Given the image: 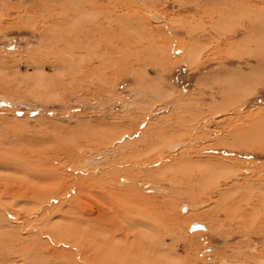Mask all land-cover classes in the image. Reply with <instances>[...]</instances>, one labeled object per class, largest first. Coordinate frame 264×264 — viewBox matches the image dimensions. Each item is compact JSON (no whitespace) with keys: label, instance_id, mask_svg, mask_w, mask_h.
<instances>
[{"label":"rangeland","instance_id":"obj_1","mask_svg":"<svg viewBox=\"0 0 264 264\" xmlns=\"http://www.w3.org/2000/svg\"><path fill=\"white\" fill-rule=\"evenodd\" d=\"M84 8L92 19L80 22ZM245 8L262 15L264 0H0V182L32 180L26 174L47 165L61 168L73 185L65 198L53 197L55 204L43 195L46 218L28 223L59 227L69 208L62 201L76 199L79 190L102 191L111 181L104 191L140 194L160 211L154 232L140 229L146 248L165 243L148 255L156 260L151 264H264V205L252 218V201L264 191H196L194 176L204 171L183 165L220 161L234 167L238 185L252 186L246 177L254 178L256 190L264 179V148L233 146L223 136L264 113V59L259 65L257 52L234 46L251 31L242 28ZM192 45L203 48L194 64L187 58ZM245 81L250 88L231 103L229 84ZM169 135L147 151L149 142ZM1 198L12 215L33 211ZM194 223L207 231L191 232ZM25 225L28 253L13 257L8 241L16 230L0 223V264L48 258L66 264L37 247L32 252L38 233ZM121 232L116 226L110 233ZM140 259L137 264L147 260Z\"/></svg>","mask_w":264,"mask_h":264},{"label":"bare ground","instance_id":"obj_2","mask_svg":"<svg viewBox=\"0 0 264 264\" xmlns=\"http://www.w3.org/2000/svg\"><path fill=\"white\" fill-rule=\"evenodd\" d=\"M246 10L247 11L242 9L243 12L247 13L249 11L250 13H247L249 14L248 20H246L247 22L244 23L242 28L245 29L247 25H250L251 31L250 33L246 34V36L243 37L241 42H239L238 44H235L234 46L235 47L241 46L245 50H252L254 52H257L258 55H255L257 57L256 60L258 64L261 65V61L264 59V11H261V14L263 13L262 15L255 16L254 14L255 12H253V9L247 8ZM79 12H80L79 16L77 14L76 15H77V20H80V22L83 21L82 19H85V21L87 19H92V15L89 13L88 10H86V8L82 9ZM64 13H65V9H64L63 14ZM229 13H231V11ZM85 23L86 22H84V24ZM74 24H76V22ZM128 43L130 44V42ZM252 44L258 45L257 49L251 48ZM202 54H203V48L192 45L190 48H188V51H187L188 61L191 64H194L200 59ZM263 63H264V60H263ZM258 74H261V73L258 72ZM229 75L233 77L232 72L229 73ZM241 84L242 83L240 82L237 83L236 85L229 84V89L227 93L229 94L231 103L234 101L235 97L237 96L236 94L243 92L245 89H248L251 86L250 84H247L246 81H245L244 86H242ZM232 105L230 106L232 107ZM250 117L252 118V116ZM253 117L255 118H253L254 120L252 119L253 124H251L250 126L245 127V125L240 126L239 124H237L239 126L234 127L230 131L228 130L229 132L226 131L224 135L223 134L222 135L226 138V140L230 142H234L232 143L233 146L235 145V146L240 147L242 145L243 146L245 145L249 148H252L253 150H258L260 148L263 149L264 148V113L254 115ZM113 132L114 131H112V133ZM102 135L104 134L102 133ZM107 135H110V134H107ZM171 137H173V135H169L166 137L152 140L148 144L147 151L158 148L160 145L165 143L166 138L168 139ZM71 153H72V150H71ZM43 161L46 162L44 159ZM43 161H41L42 165H43ZM218 162L219 163L203 161L205 167H202L201 164L199 165L194 164L195 162H192L191 160L184 161L183 165L188 166V168L197 167L198 171H204V176H201L200 172L196 176H194L195 177L194 179H196V181L193 182L190 189H194L196 191H201V192L216 190L220 193H223L224 191H227L230 187H231L230 189H232V187L234 186L233 189L248 188L247 191H264V179L263 178L262 179L261 177L259 178V181L257 183L258 185L257 190H256V185H255L256 182H254L256 180L252 181L254 178H251V176L250 178L246 177V179H248V183L253 184V185L251 184L252 186H250V184L248 186L247 185L242 186V184L238 185V183H240L239 178L241 177L235 173L234 167L223 165V163L220 161ZM198 163H202V162L198 161ZM42 168L45 170L39 168L37 165L35 167V170L32 171V174H30L31 172L29 174H26V177L31 175L32 180L18 179V181L16 180V183H15L16 185H14L13 183L11 184L9 181H6V180L4 182H0V201H2L1 196L5 195L8 197V199L12 198L15 201H22L18 204H24V206H26V208L24 207V209L26 210L29 209L27 206H30L31 208H33V211H31L30 209L29 212L25 213V215L23 216L20 215L21 213L20 214L16 213L15 215H12L11 214L12 212H10V210L6 208L5 205H2L4 203L3 202L2 204L0 203V217H1L0 223L2 224V227L6 228L7 226H9L10 230L12 229L11 232L13 230H16V232L13 231V234L15 233V236L14 235L13 237L11 236V240L9 239L8 241L9 244H12L11 251L14 254H11V255H13V257L15 256L22 257L28 250L29 245H26L25 242L27 241L24 238L26 237L25 235L27 234L26 231H28V229L24 230L26 228L25 224H28L27 226L28 227L31 226L33 232L35 233L37 232L38 233L37 236L39 237V238H36L38 239V244L32 243L33 245L30 246L33 248V251L32 250L31 251L34 252L35 247H37V251H38L37 253L41 252L43 254H49L50 256L48 257L57 256L58 259L59 257L63 258L66 264H137V260L140 256H141L140 260L147 259L142 264H151V263L156 262V260L155 261L152 260V262L150 263L148 255H150V253L151 255L154 254V252H152L153 249L156 250L158 253L159 248H163L162 244L164 242L161 243V246H157L156 241H155L154 245L146 248L145 238L143 235L140 234V229L142 227L151 228V232H154V229L152 227H155L156 223H153L152 219L155 220L154 215L158 214L160 211L156 210L158 209L157 207H152L153 204L149 198L142 197L140 194H135L133 192H128L126 194L121 191H112V192L104 191L108 187L107 183H110L111 181L103 182L102 191H96L95 193H89V191L79 190L77 191L78 197L76 199L62 201L61 205L64 206L65 204H69V208H68V211H65L62 214L61 221H63L64 224L59 223V227H58V224L57 225L53 224V228H51L48 224L46 225L43 224L42 225L43 227L41 225H40L41 227H39L38 225H36V223H28V220H35V222L37 221L38 223H40L41 221L39 220H42L41 218L43 219L46 218L45 213H47L46 211L47 209H45L44 211V209L42 208V203L44 204L42 200V198L44 197L43 195L48 196L50 194L51 195L50 198L47 196L46 197L49 200L53 199L52 203L55 204L54 202L56 201L57 196L61 198H65V195L66 196L69 195V192L73 188L72 181H68L65 178L67 177V175L63 174L61 168H58V167L50 168L49 167V169H47L48 168L47 165H43ZM184 171L186 170L184 169ZM43 172L45 173L47 172V174L45 176L44 175L42 176L41 173ZM187 172L188 171H186V173ZM19 173L21 172H18V174ZM263 177H264V174H263ZM192 180L193 179L190 178V181ZM56 181H59L60 186L54 189V186H52L51 183H54ZM79 181L77 180L76 183H78ZM122 181L124 182L125 178ZM117 185L120 186L121 184L118 182ZM190 191L193 192V190H190ZM192 192L191 193L187 192L186 194L193 196L191 195ZM54 196H56L55 197L56 199L53 198ZM30 198H32L33 201H31L32 199L30 200ZM255 202H257V204H255L256 208H253L254 210V213L252 214L253 220H256L259 214L263 212L264 197L256 196V199L252 201V203H255ZM49 207L50 206H48V208ZM189 209L190 207L185 206L182 209V212L187 213L189 212ZM38 217L40 219H37ZM148 219H150L151 222H149ZM194 224L190 228L191 232L195 230L207 231L205 226L204 228H194ZM116 226L122 227V232L120 233L122 236H118L116 234L114 235L110 233L111 231L115 229ZM83 227L87 229L85 230ZM157 228L159 227L156 226V229ZM132 232H134L133 235H131ZM4 233L6 232L4 231ZM126 233H127V236L125 239ZM154 237L158 238L159 236L157 235ZM130 238L132 239L130 240ZM1 242H4V241H1ZM134 244H136L138 248H136ZM40 245L44 249H42ZM61 245L64 246L63 249L62 248L58 249V246L59 248L62 247ZM30 259H28V261H30ZM13 260L15 261V259ZM40 260L41 259L39 258L38 261ZM61 260L60 262H64L63 260L62 261ZM58 263L57 262L53 263L52 259L50 258H48L46 261V264H58ZM16 264H25V263L17 262ZM37 264H43V263L38 262Z\"/></svg>","mask_w":264,"mask_h":264},{"label":"water","instance_id":"obj_3","mask_svg":"<svg viewBox=\"0 0 264 264\" xmlns=\"http://www.w3.org/2000/svg\"><path fill=\"white\" fill-rule=\"evenodd\" d=\"M194 228H204V225L201 223L194 224Z\"/></svg>","mask_w":264,"mask_h":264}]
</instances>
